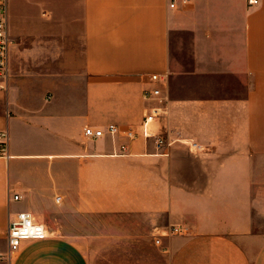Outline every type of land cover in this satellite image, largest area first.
<instances>
[{
  "label": "crops",
  "instance_id": "crops-1",
  "mask_svg": "<svg viewBox=\"0 0 264 264\" xmlns=\"http://www.w3.org/2000/svg\"><path fill=\"white\" fill-rule=\"evenodd\" d=\"M170 1L8 0L0 264H92L91 245L103 240L92 215L126 219L116 235L133 242L187 225L154 242L167 264H264V0ZM179 12L191 17L194 76H231L244 89L177 88L191 77L170 67ZM153 87L162 101L144 96ZM153 107L162 149L123 133ZM87 125L105 133L88 137ZM21 210L48 236L9 255V219Z\"/></svg>",
  "mask_w": 264,
  "mask_h": 264
},
{
  "label": "rangeland",
  "instance_id": "rangeland-1",
  "mask_svg": "<svg viewBox=\"0 0 264 264\" xmlns=\"http://www.w3.org/2000/svg\"><path fill=\"white\" fill-rule=\"evenodd\" d=\"M191 27L189 12L176 14L170 33V67L174 73L191 75L187 81H177V88L190 89L192 93L206 95L232 94L244 89L234 82L231 76H194L195 56ZM87 223L96 233L103 235V240L91 245L93 250L95 249L92 264H167L162 252L155 246L152 236L145 241L134 242L128 241L126 236H117L130 228L126 219L112 215H92L87 219Z\"/></svg>",
  "mask_w": 264,
  "mask_h": 264
},
{
  "label": "built area",
  "instance_id": "built-area-1",
  "mask_svg": "<svg viewBox=\"0 0 264 264\" xmlns=\"http://www.w3.org/2000/svg\"><path fill=\"white\" fill-rule=\"evenodd\" d=\"M182 4L185 5L189 0H181ZM249 3H257L258 0H248ZM178 6L177 0L170 1V7L176 8ZM12 44V38L10 35L9 24H8V0H0V89H6L10 77V65H9V52ZM153 81L162 82L166 79L165 76L154 73L151 75ZM143 94L147 98L161 99V90L159 87L146 88ZM160 108L153 107L151 111L146 113L138 128H128L123 133L127 138H136L142 136L144 138H154L157 149H162L164 146L169 145L166 137L162 134L154 132L152 124L155 119L159 116ZM110 134L118 132V126L116 124H109L106 128ZM105 133V128L95 127L87 125L84 127V134L91 138H97ZM7 143L6 131L0 130V153H5ZM196 146V143H194ZM124 147V146H123ZM18 194H14L10 198L17 199ZM56 200H60V196H56ZM190 231L187 225L172 224L166 228L165 231L160 232L154 238L156 244H160L161 236L168 234H186ZM48 236V228L46 225L32 215L31 212L26 210L18 211L13 217H10L8 230H7V243H8V254L19 249L21 243L25 239H42ZM2 251H0V257H2Z\"/></svg>",
  "mask_w": 264,
  "mask_h": 264
}]
</instances>
